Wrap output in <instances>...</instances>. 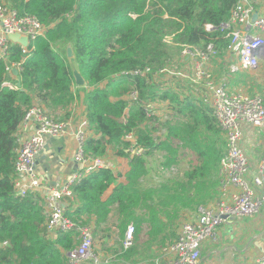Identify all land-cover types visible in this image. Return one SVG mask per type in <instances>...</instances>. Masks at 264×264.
<instances>
[{
  "label": "trees",
  "instance_id": "1",
  "mask_svg": "<svg viewBox=\"0 0 264 264\" xmlns=\"http://www.w3.org/2000/svg\"><path fill=\"white\" fill-rule=\"evenodd\" d=\"M236 2L0 0L45 28L27 48L9 42L7 56L0 58V243H6L0 246V264H68L67 252L79 243L75 228L47 230L40 193H14L19 128L36 103L50 118L63 121L68 108L81 100L91 131L84 153L105 158L111 151L121 161L113 169L91 171L71 187V197L63 198L64 215L77 226L92 225L94 237L105 240L100 251L113 256L109 264L157 256L176 239L183 211L215 200L224 135L200 84L166 74L185 65V47L205 50L211 45L215 54L208 62L231 54L221 24ZM68 45L85 86H75ZM16 65L13 77L7 68ZM182 150L195 162L177 178L146 190L142 183L149 158L163 153L161 165L170 168L179 165ZM130 223L134 243L122 252ZM116 229L118 239L109 244Z\"/></svg>",
  "mask_w": 264,
  "mask_h": 264
},
{
  "label": "built area",
  "instance_id": "2",
  "mask_svg": "<svg viewBox=\"0 0 264 264\" xmlns=\"http://www.w3.org/2000/svg\"><path fill=\"white\" fill-rule=\"evenodd\" d=\"M257 4L258 0H237L231 9L229 19L221 24V28L227 31L230 51L237 56L239 68L245 70L258 68L260 59H264V7L258 8ZM253 14L257 15L255 20H252ZM206 28L211 29V26L206 25ZM44 30L34 16H19L14 9L0 3V58H5L8 54L11 42L8 34L18 33L28 37L29 46L33 39L44 33ZM254 30L257 34H252ZM182 54L196 61L194 75L188 76L182 70L172 69L167 70V73L185 78L194 84L199 82L203 84L205 100L210 104L226 141L219 170L221 174L219 191H222V197L214 201L212 206L198 207L194 220L181 223L176 239L166 247L160 258L154 259L153 264H200L202 247L207 242L217 241L218 229L229 217L255 215L264 206V152L254 159L245 151L242 147L241 128V124L264 128L262 98L230 92L225 85L216 84L209 77L204 65L215 54V51L211 50V45L205 50L185 47ZM12 68L18 67L16 65L7 69L12 71ZM231 69L236 71L238 67L232 66ZM4 84L10 88L16 87L10 82ZM132 95L135 97L136 93ZM30 126L33 127L31 131L21 136V132ZM69 131H74L75 134L74 158L79 163V168L63 183L46 185L35 172L34 160L43 148L45 136L64 135ZM89 131L85 116L79 118L76 123L58 121L50 118L39 105L34 104L27 110L18 133L20 148L15 164L17 178L13 182L14 193L25 196L38 192L42 195L45 225L49 232L74 228L79 232L78 245L67 252L68 264H109L113 259V256L97 252L92 225L77 226L64 215L63 198L72 196L71 187L96 168L105 167L102 158L88 156L83 151V143L86 137L90 136ZM226 187L235 188L227 199L224 197ZM134 231L132 223L125 227L122 252L133 246ZM5 244L0 243V246ZM253 264H264V256Z\"/></svg>",
  "mask_w": 264,
  "mask_h": 264
},
{
  "label": "crops",
  "instance_id": "3",
  "mask_svg": "<svg viewBox=\"0 0 264 264\" xmlns=\"http://www.w3.org/2000/svg\"><path fill=\"white\" fill-rule=\"evenodd\" d=\"M257 7H264V0H258ZM213 59L205 63L204 69L207 70L209 77H211L216 84L225 85L230 92H237L243 88V91L245 90V92L247 91L250 93L245 94L250 96H259L264 102V59H260L259 67L254 70L242 69L245 71V75H250L253 77V82H250V78H238V76L224 73L231 65V59H235L238 63L237 56H235L232 52L226 58H223V60L220 58L218 59L217 57ZM184 61H186L185 70L187 74L193 76L196 61L190 59L189 57H185ZM12 76L15 77L16 75L12 74ZM170 76V74H166V77ZM236 79H241L238 81L244 84L246 83L247 86L243 84V86L240 87L236 84ZM198 84L201 86L199 88L205 92L203 84L201 82ZM67 111H69L70 114L66 120L70 123H76L79 118L84 116V107L81 104V100H76ZM56 115L63 116L64 114H62V112H58ZM32 128L33 127L30 126L23 130L21 132V136L22 134L24 135L31 131ZM241 128L243 130L242 147L254 159L258 158L261 155H259L257 151H264V128L248 126L246 124H241ZM89 134H91V131H89ZM44 145H46L45 149ZM44 145L41 149L43 152L39 153L36 157L38 163L34 167L35 172L40 180L46 185L53 186L61 184L70 174L79 168V163L74 158V153L76 151V138L74 131H69L64 135L45 136ZM108 153L109 155L102 159L104 161L105 167L113 169L116 166L113 167L108 163L106 164L104 159L116 158L112 155L111 151ZM234 191L235 188L226 187L224 192L225 199H227V197H229V195H231ZM221 197L222 191L220 190L214 201ZM214 201L208 206H212ZM64 204L65 203L63 201V205ZM182 213L183 216L179 218L176 232L181 223L185 221H191L196 218L198 208L195 211H191V213L186 211H183ZM106 233L107 232L104 231V234ZM99 237L101 236L95 238L98 247L97 252L100 251V245L105 242V240H102ZM102 238H104V236H102ZM107 240L109 244L112 243L111 236L107 238ZM100 252L104 254V252ZM161 255L162 252H159L158 255L152 259L148 257L143 258L146 259L143 262H139L142 259V256H140L137 262L132 263L153 264L154 259L160 258ZM263 256L264 212L260 211L259 213L251 216L229 217L227 221L219 227L217 241L207 242L202 247L200 254V264H253L256 260L262 258Z\"/></svg>",
  "mask_w": 264,
  "mask_h": 264
},
{
  "label": "rangeland",
  "instance_id": "4",
  "mask_svg": "<svg viewBox=\"0 0 264 264\" xmlns=\"http://www.w3.org/2000/svg\"><path fill=\"white\" fill-rule=\"evenodd\" d=\"M252 34H257V31L254 30L252 32ZM232 65L235 67H238V69L236 71H232V69H231ZM171 69L182 70V72L187 74V72L185 70V65H183V64L180 68H171ZM236 72H240L241 74L236 73ZM244 72L245 71H243L242 69L239 68V64L236 62V60L231 59V65L228 67V69L224 73L238 76V78H242V77L245 79L250 78V82H253L254 81L253 77H251L250 75H245ZM187 75L191 76L189 74H187ZM238 80H241V79H236V84L239 85L240 87H242L244 83H242ZM228 85H229V83H228ZM244 85L247 86L246 83ZM237 92L248 93L247 91L245 92V90L243 91V88H241V90H239ZM248 94H250V93H248ZM162 104H164V103H162ZM165 116H166V114H162V117H165ZM223 140H224V151H225L226 141H225L224 136H223ZM224 151H223V153H224ZM181 152L184 154L180 155L181 158H183V159H181L179 165H175V166H172L170 168H165L164 166L161 165V162L163 160V155H164L163 153H156L154 156L149 158V165H148L149 171L143 180V183H142L143 187L149 191L152 190V186H156L157 188H159L161 182L166 183L170 178H177L188 167L189 163L195 162L192 154H190L189 152H187L185 150H182ZM263 152H264L263 150L257 151V153L259 155H261ZM104 160L106 161V164L108 163L109 165H111L113 167L114 166L118 167L121 164V161L116 160V159H112V158H106ZM220 175L221 174L219 172L218 173L219 181H220ZM261 212H264V206L261 208ZM116 233H117V229L114 231V234H112V236H111L112 242H115L118 239ZM144 260H146V259L142 258L139 262H143ZM133 264H135V263H133ZM141 264H145V263H141Z\"/></svg>",
  "mask_w": 264,
  "mask_h": 264
},
{
  "label": "water",
  "instance_id": "5",
  "mask_svg": "<svg viewBox=\"0 0 264 264\" xmlns=\"http://www.w3.org/2000/svg\"><path fill=\"white\" fill-rule=\"evenodd\" d=\"M256 17H257V15L253 14L252 15V20H255ZM8 39L11 42L17 43V44L21 45L24 48L28 46V37L21 36L18 33L8 34ZM66 57H67V60H68V63H69V66H70V69H71V72H72V75H73V78H74L75 85L77 87L85 86V84H86L85 79L80 73V70L78 68V64H77L76 59H75L74 54H73V50H72V48L69 45L66 47ZM12 73L14 75H17L18 74V70L16 68H13L12 69ZM17 86L18 87L20 86V82H17ZM45 148H46V145H44V149ZM42 152H43V150L39 151V153H42ZM37 163L38 162H37V160L35 158L34 167L37 165Z\"/></svg>",
  "mask_w": 264,
  "mask_h": 264
}]
</instances>
